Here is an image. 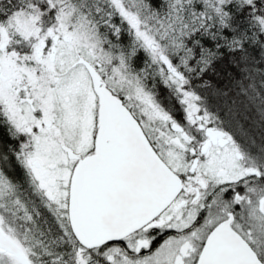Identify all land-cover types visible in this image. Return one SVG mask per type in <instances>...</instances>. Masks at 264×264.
I'll list each match as a JSON object with an SVG mask.
<instances>
[{"label": "snow or ice", "instance_id": "obj_1", "mask_svg": "<svg viewBox=\"0 0 264 264\" xmlns=\"http://www.w3.org/2000/svg\"><path fill=\"white\" fill-rule=\"evenodd\" d=\"M0 264H264V0H0Z\"/></svg>", "mask_w": 264, "mask_h": 264}]
</instances>
